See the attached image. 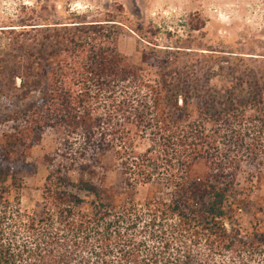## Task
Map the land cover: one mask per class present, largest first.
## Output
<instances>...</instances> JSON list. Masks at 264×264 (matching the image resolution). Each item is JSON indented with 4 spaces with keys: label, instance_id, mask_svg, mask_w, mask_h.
<instances>
[{
    "label": "trees",
    "instance_id": "trees-1",
    "mask_svg": "<svg viewBox=\"0 0 264 264\" xmlns=\"http://www.w3.org/2000/svg\"><path fill=\"white\" fill-rule=\"evenodd\" d=\"M107 40L98 32L79 38V45H64L63 59L38 67L29 86L39 92L34 103L5 117L4 124L20 122L23 128L11 126L0 147V264H207L194 260L188 243L204 245L219 257L233 253L240 264L256 263L255 257H264V234L244 233L233 224L248 204L252 183L264 182V95L244 112L233 108L235 115L216 119L211 132L202 114L221 106L219 97L209 95V101L191 105L175 80H152ZM132 128L137 132L132 134ZM47 133L62 136L67 150L48 161L46 208L70 234L90 226L104 231L97 246L83 245L76 237L57 239L54 226L41 231L36 219L19 208L22 173L29 163L13 156ZM142 135L150 141L144 154L133 143V136ZM109 152L124 176L125 199L149 186L141 208L148 221L141 233H148L160 253L129 233L142 219L138 205L122 201L117 209L90 174ZM200 162L206 168L202 174L196 171ZM74 168L78 183L68 181L67 172ZM70 185L94 197L92 214L78 210L80 200L65 192ZM85 248L90 253L81 255Z\"/></svg>",
    "mask_w": 264,
    "mask_h": 264
},
{
    "label": "rangeland",
    "instance_id": "rangeland-1",
    "mask_svg": "<svg viewBox=\"0 0 264 264\" xmlns=\"http://www.w3.org/2000/svg\"><path fill=\"white\" fill-rule=\"evenodd\" d=\"M71 22L95 26L73 27ZM98 32L108 37L107 45H118L132 64L144 67L152 80H175L187 91L191 105L209 101V95L219 97L222 105L202 114L210 121L207 129L211 132L216 119L235 115L236 109L244 112L260 94L264 95V0H0V147L3 134L13 132L11 126L23 125L4 124L6 115L29 108L39 95L29 89L38 67L63 59L64 45H79V38ZM54 53L59 56L50 58ZM136 132L132 128V134ZM61 138L47 133L32 147L17 149L13 159L29 163L22 173L19 208L36 219L41 231L54 226L57 239L76 237L83 245L97 246L104 231L90 226L83 233L75 230L70 234L58 225L53 210L46 208L48 161H57L67 150ZM133 143L140 154L150 148L148 137L133 136ZM205 170L203 162L196 165L198 174ZM90 174L104 188L102 197L115 199L117 209L122 201L138 205L142 219L129 233L137 235L136 241L149 243L154 253H160L159 245L152 243L148 233H141L148 221L141 208L149 186L138 187L131 199H125L124 176L112 152L101 156L100 164L94 165ZM67 177L70 183H78L77 168L69 170ZM240 181L241 187L247 186L243 179ZM66 191L73 201L80 200L79 211L93 213L94 197L72 185ZM169 220L165 226L173 221ZM233 227L244 233L264 234V182L258 186L252 183L248 204L236 213ZM189 248L195 253V261L240 264L230 252L219 257L204 245L192 248L188 243ZM84 251L81 255L90 253L87 248ZM255 259L256 263L250 264H264L263 256Z\"/></svg>",
    "mask_w": 264,
    "mask_h": 264
}]
</instances>
